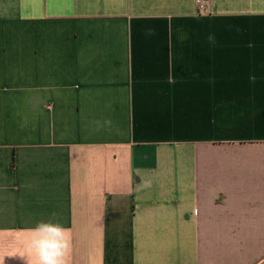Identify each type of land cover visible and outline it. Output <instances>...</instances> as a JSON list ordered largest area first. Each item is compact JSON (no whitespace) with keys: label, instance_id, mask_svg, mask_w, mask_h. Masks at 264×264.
Returning a JSON list of instances; mask_svg holds the SVG:
<instances>
[{"label":"crops","instance_id":"obj_1","mask_svg":"<svg viewBox=\"0 0 264 264\" xmlns=\"http://www.w3.org/2000/svg\"><path fill=\"white\" fill-rule=\"evenodd\" d=\"M39 222L65 264H264V0H0V264Z\"/></svg>","mask_w":264,"mask_h":264},{"label":"clouds","instance_id":"obj_2","mask_svg":"<svg viewBox=\"0 0 264 264\" xmlns=\"http://www.w3.org/2000/svg\"><path fill=\"white\" fill-rule=\"evenodd\" d=\"M148 35H152L151 30ZM32 238L29 247L39 257V264H65L68 249V229L52 222H39L30 230Z\"/></svg>","mask_w":264,"mask_h":264},{"label":"built area","instance_id":"obj_3","mask_svg":"<svg viewBox=\"0 0 264 264\" xmlns=\"http://www.w3.org/2000/svg\"><path fill=\"white\" fill-rule=\"evenodd\" d=\"M209 0H196V5L200 11H203L206 8V4Z\"/></svg>","mask_w":264,"mask_h":264}]
</instances>
